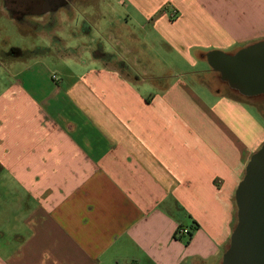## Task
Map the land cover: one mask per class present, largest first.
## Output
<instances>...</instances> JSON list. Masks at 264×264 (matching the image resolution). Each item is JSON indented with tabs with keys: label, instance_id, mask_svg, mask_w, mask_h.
I'll list each match as a JSON object with an SVG mask.
<instances>
[{
	"label": "crops",
	"instance_id": "obj_1",
	"mask_svg": "<svg viewBox=\"0 0 264 264\" xmlns=\"http://www.w3.org/2000/svg\"><path fill=\"white\" fill-rule=\"evenodd\" d=\"M123 1L132 9L122 22L191 66L206 63V50L233 55L264 42V0ZM101 50L65 88L39 81L33 119L8 137L3 126L0 264H221L235 190L264 144L263 114L216 87L209 66L141 72Z\"/></svg>",
	"mask_w": 264,
	"mask_h": 264
},
{
	"label": "rangeland",
	"instance_id": "obj_2",
	"mask_svg": "<svg viewBox=\"0 0 264 264\" xmlns=\"http://www.w3.org/2000/svg\"><path fill=\"white\" fill-rule=\"evenodd\" d=\"M131 9V6L124 1L120 4L116 3V0L78 2L72 8L73 18L65 16V12L59 10L53 17L32 21L41 26L31 25L30 28L14 21L5 11L0 0V141L4 138V124H7L5 136L8 137L10 134L8 129L12 125H18L22 120L33 119L32 107H37L38 104L34 89L36 85H39V81L43 80L41 83H44L47 80L53 86L65 88L76 80L75 78L80 75L83 68L91 65L93 58L96 57L95 53L100 48L105 60L113 61L120 55L124 61L132 62L136 71L139 69L141 72L143 69L156 73L180 69L189 73L187 74L189 76L192 72L208 68L207 63L197 59H195V65L191 66L187 61H183V57L179 56L176 48H167L162 44L156 34L148 33L147 38V34L139 30L140 25L122 22L120 16L122 17L123 12L131 11ZM164 11L170 14L171 9L166 6ZM57 16L61 20L58 21ZM117 38L122 42L121 50L116 44ZM131 39L138 42V48L135 50L130 46ZM186 51L188 55L195 58L196 50ZM210 51L216 50H206V53ZM70 53L79 58L78 64L70 60L68 56ZM83 61L86 63L85 66H82ZM91 67L95 70L102 66L98 64L95 68ZM26 68H28L27 71H25ZM140 71L139 74H141ZM52 75L60 78L59 84L51 81ZM214 76L216 78L214 85L219 88L225 87L222 89L223 93L255 104L264 116V94L245 98L222 82L217 73ZM54 98L46 96L45 101L57 109L60 103L54 101ZM56 98L65 102V98L60 95ZM251 111L256 117L261 116L254 107ZM2 184L0 179V188ZM1 200H3L2 192H0Z\"/></svg>",
	"mask_w": 264,
	"mask_h": 264
},
{
	"label": "water",
	"instance_id": "obj_3",
	"mask_svg": "<svg viewBox=\"0 0 264 264\" xmlns=\"http://www.w3.org/2000/svg\"><path fill=\"white\" fill-rule=\"evenodd\" d=\"M209 68L244 97L264 94V42L233 55L210 51ZM236 225L221 264H264V144L248 161L234 193Z\"/></svg>",
	"mask_w": 264,
	"mask_h": 264
},
{
	"label": "flooded vegetation",
	"instance_id": "obj_4",
	"mask_svg": "<svg viewBox=\"0 0 264 264\" xmlns=\"http://www.w3.org/2000/svg\"><path fill=\"white\" fill-rule=\"evenodd\" d=\"M5 11L18 24L39 26L32 21L52 17L56 12H70L72 5L84 0H1ZM49 20V19H48ZM50 21V20H49ZM48 21V22H49ZM41 26V25H40ZM31 28V27H30ZM41 29V28H40Z\"/></svg>",
	"mask_w": 264,
	"mask_h": 264
},
{
	"label": "built area",
	"instance_id": "obj_5",
	"mask_svg": "<svg viewBox=\"0 0 264 264\" xmlns=\"http://www.w3.org/2000/svg\"><path fill=\"white\" fill-rule=\"evenodd\" d=\"M178 235H187L189 234V231L186 228H181L177 232Z\"/></svg>",
	"mask_w": 264,
	"mask_h": 264
},
{
	"label": "trees",
	"instance_id": "obj_6",
	"mask_svg": "<svg viewBox=\"0 0 264 264\" xmlns=\"http://www.w3.org/2000/svg\"><path fill=\"white\" fill-rule=\"evenodd\" d=\"M15 51V50H14ZM13 52V51H12Z\"/></svg>",
	"mask_w": 264,
	"mask_h": 264
}]
</instances>
